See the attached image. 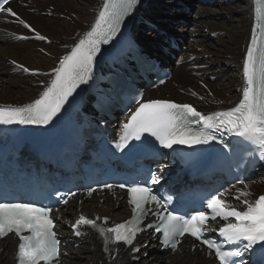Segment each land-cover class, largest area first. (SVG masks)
<instances>
[{"label":"bare ground","instance_id":"obj_1","mask_svg":"<svg viewBox=\"0 0 264 264\" xmlns=\"http://www.w3.org/2000/svg\"><path fill=\"white\" fill-rule=\"evenodd\" d=\"M211 1L138 0L124 31L139 41L146 53L154 50L157 45L169 48V44L164 42L168 35L179 36L185 42V50L172 52L174 59L169 56L166 58L165 67L173 73L172 78L155 91L146 92L144 101L167 97L181 99L186 93L183 89L188 87L195 95L186 99L203 114L229 110L236 105L245 81L243 64L250 44L252 0H218L226 6H218L219 10L213 11L210 16L204 8L218 5ZM104 2L12 0L11 6L19 17L46 39H37L35 33L20 25L15 17L0 13V106L22 107L38 99L55 78L53 69L59 67V60L91 31ZM227 5H230L228 15ZM171 7L184 15L171 17L167 11ZM219 16L227 19V28L217 21ZM178 19L184 20L186 25L176 22ZM152 24L162 27L166 34L158 36L152 29V32H148ZM209 39L214 43H208L206 40ZM12 61L31 71L23 72ZM229 67L234 68L235 73L227 75L225 79ZM253 176L252 185L257 186L249 188L248 183L244 182L225 191V197L231 198V201L237 200L235 198L241 196L242 192L249 193L247 197L241 196V200H237V208L245 206L243 199L254 200L257 195L264 193V166L259 167ZM121 196L117 192L115 199L107 194H94L86 200L80 196L69 203L66 209L59 211L61 218L55 222L53 231L58 239L62 236L69 241L62 247L61 264H145L146 260L151 261V264L214 263L204 255L203 250L196 247L191 251V242L186 238L174 253L167 254L166 262L160 256L154 239L149 237L153 234L152 228H149V236H143L137 241L141 249L139 251L126 249L122 243L113 251L110 238V252H105L104 238L92 227L84 235H75L70 226L81 214L99 215L96 223L105 228L124 220L128 211L124 199L120 200ZM100 199L103 201L100 202ZM102 217H108L107 223L101 222ZM151 223L152 220L148 222ZM16 245L17 242L10 236L0 240V264H15ZM145 255H148L146 259Z\"/></svg>","mask_w":264,"mask_h":264},{"label":"snow or ice","instance_id":"obj_2","mask_svg":"<svg viewBox=\"0 0 264 264\" xmlns=\"http://www.w3.org/2000/svg\"><path fill=\"white\" fill-rule=\"evenodd\" d=\"M137 3L138 0H105L91 31L87 32L84 38L59 60V67L53 69L55 78L50 86L30 104L22 107L0 106V124L46 125L52 121L79 85L87 83L96 55L101 50V44H108L113 40L124 18L132 13ZM255 5L257 14L264 19V0H255ZM0 13L15 17L20 25L34 32L37 39H46L19 17L12 8L10 0H0ZM256 43V38L253 37V46L247 49V58L243 64L247 86L243 89L242 98L234 107L206 115L197 111L191 104H179L161 99L143 101L142 97H134L133 102L136 107L130 112L127 122L122 125V134L115 148L123 151L129 146L130 140L140 141L145 133L151 134L165 148L170 149L175 144H187L191 147L216 139L213 133L223 128L264 149V52H261L259 57L255 55ZM11 63L23 72L31 71L15 61ZM199 122H203L204 127L199 130L194 129L193 125ZM261 158L264 159V154ZM155 180L156 177L153 175V181ZM105 186L109 189L113 187L110 184ZM119 187L124 188L125 184L121 183ZM127 194L129 204L133 206L131 219L105 228L97 225L96 220L80 215L72 225L75 235H82L79 230L80 225H88L104 238L105 252H110L108 234H114V242H123L132 246L133 251H139L133 242L137 233L144 230L141 222L150 211L145 206L159 204L161 201L152 194L149 187L141 186L136 181L127 188ZM248 195L247 192L241 193L243 197ZM241 196L235 199L239 201ZM64 202L67 203L66 200ZM242 203L245 207L238 209L215 194L207 201V208L212 213L211 219L214 221L220 217L227 222L219 229V235L234 245L242 244V247H237L236 250L225 251L219 243L207 238L203 226L209 220V216L203 211L190 218L168 212L167 215H161L162 223L155 227V231L163 232V244L172 250L177 248L180 237L187 233L206 245L210 253L214 252L219 264H235L234 258L241 257L254 245L259 244L264 251V195L254 200L245 198ZM52 211L50 207H37L33 202L0 203V239L6 238L9 234H14L18 238L16 253L18 264H41V262L54 264L58 259L60 240L53 231L54 218L50 216ZM103 219L107 223L108 217ZM147 227L153 226L148 224Z\"/></svg>","mask_w":264,"mask_h":264},{"label":"rangeland","instance_id":"obj_3","mask_svg":"<svg viewBox=\"0 0 264 264\" xmlns=\"http://www.w3.org/2000/svg\"><path fill=\"white\" fill-rule=\"evenodd\" d=\"M211 2H217L218 3V5L215 7L214 5V7L213 6H210V7H207V8H204V9H206L207 10V12H209L210 13V16H211V14L213 13V11H215V10H219V9H217V8H225V6L226 5H224V2L222 1V2H218V0H212ZM228 3V2H227ZM219 6V7H218ZM230 7V5H227V15H228V13H229V8ZM186 9V8H185ZM168 11V13H169V15L171 14V17H173V18H176V16H181V15H184L183 14V12H179V10H178V12L177 11H175L174 9L172 10V7L169 9V10H167ZM166 11V12H167ZM193 12V11H192ZM178 16V17H179ZM182 17V16H181ZM212 19V18H211ZM212 21L213 22H215V20H213L212 19ZM217 21H220L221 23H222V26H224V27H226L227 28V19H225V18H223V17H221V16H219V17H217ZM217 21H216V23H217ZM183 23H184V20H183ZM218 24V23H217ZM182 26H185L186 25V23L185 24H181ZM189 26V25H188ZM186 28V27H185ZM150 29H152L151 27L148 29V32H152V31H150ZM215 40V39H214ZM208 43H214V41H212V40H206ZM235 72H234V68H232V67H229L228 69H226V72H225V74H226V76H225V79H227L226 77H227V75H229V74H234ZM12 77V76H11ZM222 77H224V76H222ZM221 77V78H222ZM224 80V79H223ZM217 81H222V80H217ZM216 82V81H215ZM214 83V82H213ZM170 86H171V84H169ZM186 93H184L182 96H183V98H182V96H181V99H179V98H175V99H173V98H171V97H167L166 99H168L169 98V100H172V101H177L178 103H179V101H184V103H190V100L189 99H186V98H190L189 96H191V98H192V96H194L193 95V93H194V91L192 90V89H190V88H188V87H186V89H183ZM183 91V92H184ZM186 100H188V101H186ZM190 104H192V103H190ZM252 183H253V181L252 182H248V185H249V188L251 187V186H257V185H255V184H253L252 185ZM251 192H253V191H251ZM261 194V193H260ZM235 205H237V203H235ZM148 255H145V259H146V257H147ZM160 256L162 257V259L163 260H165L166 261V256L167 255H163V254H161L160 253ZM150 262V263H149ZM167 262V261H166ZM145 264H151V261H145Z\"/></svg>","mask_w":264,"mask_h":264},{"label":"water","instance_id":"obj_4","mask_svg":"<svg viewBox=\"0 0 264 264\" xmlns=\"http://www.w3.org/2000/svg\"><path fill=\"white\" fill-rule=\"evenodd\" d=\"M179 21H181L180 19H178L176 22H179Z\"/></svg>","mask_w":264,"mask_h":264}]
</instances>
